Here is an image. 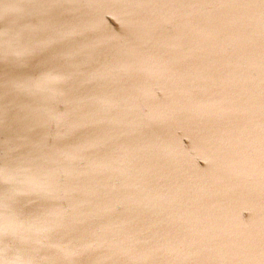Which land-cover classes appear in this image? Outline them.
Wrapping results in <instances>:
<instances>
[{"label": "water", "instance_id": "water-1", "mask_svg": "<svg viewBox=\"0 0 264 264\" xmlns=\"http://www.w3.org/2000/svg\"><path fill=\"white\" fill-rule=\"evenodd\" d=\"M0 264H264V0H0Z\"/></svg>", "mask_w": 264, "mask_h": 264}, {"label": "snow or ice", "instance_id": "snow-or-ice-1", "mask_svg": "<svg viewBox=\"0 0 264 264\" xmlns=\"http://www.w3.org/2000/svg\"><path fill=\"white\" fill-rule=\"evenodd\" d=\"M34 187L35 188H40L41 191H44V189L39 185V183H37Z\"/></svg>", "mask_w": 264, "mask_h": 264}]
</instances>
